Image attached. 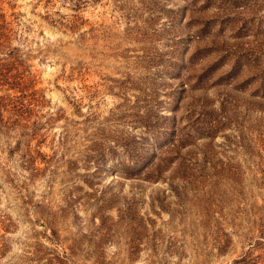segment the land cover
Listing matches in <instances>:
<instances>
[{"label": "rangeland", "instance_id": "1", "mask_svg": "<svg viewBox=\"0 0 264 264\" xmlns=\"http://www.w3.org/2000/svg\"><path fill=\"white\" fill-rule=\"evenodd\" d=\"M0 264H264V0H0Z\"/></svg>", "mask_w": 264, "mask_h": 264}, {"label": "trees", "instance_id": "2", "mask_svg": "<svg viewBox=\"0 0 264 264\" xmlns=\"http://www.w3.org/2000/svg\"><path fill=\"white\" fill-rule=\"evenodd\" d=\"M157 164H155V166H156Z\"/></svg>", "mask_w": 264, "mask_h": 264}]
</instances>
